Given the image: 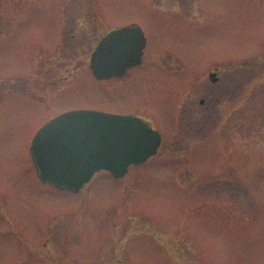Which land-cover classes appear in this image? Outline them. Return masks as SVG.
Here are the masks:
<instances>
[{"label": "rangeland", "instance_id": "rangeland-1", "mask_svg": "<svg viewBox=\"0 0 264 264\" xmlns=\"http://www.w3.org/2000/svg\"><path fill=\"white\" fill-rule=\"evenodd\" d=\"M130 26L141 65L97 81ZM80 111L145 121L157 155L40 183L31 139ZM0 264H264V0H0Z\"/></svg>", "mask_w": 264, "mask_h": 264}, {"label": "water", "instance_id": "water-1", "mask_svg": "<svg viewBox=\"0 0 264 264\" xmlns=\"http://www.w3.org/2000/svg\"><path fill=\"white\" fill-rule=\"evenodd\" d=\"M145 45L136 26L112 30L92 52L89 70L98 81L121 78L141 64ZM160 142V135L141 119L80 111L43 125L29 151L41 183L78 193L98 171L125 176L129 166L155 156Z\"/></svg>", "mask_w": 264, "mask_h": 264}]
</instances>
